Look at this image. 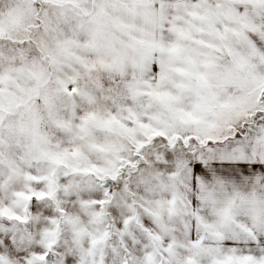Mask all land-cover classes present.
Here are the masks:
<instances>
[{
	"label": "snow or ice",
	"instance_id": "1",
	"mask_svg": "<svg viewBox=\"0 0 264 264\" xmlns=\"http://www.w3.org/2000/svg\"><path fill=\"white\" fill-rule=\"evenodd\" d=\"M0 264H264V0H0Z\"/></svg>",
	"mask_w": 264,
	"mask_h": 264
}]
</instances>
